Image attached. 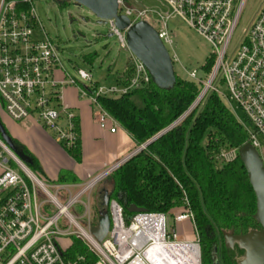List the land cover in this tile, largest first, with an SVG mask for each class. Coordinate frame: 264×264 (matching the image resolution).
<instances>
[{
    "label": "built area",
    "instance_id": "obj_1",
    "mask_svg": "<svg viewBox=\"0 0 264 264\" xmlns=\"http://www.w3.org/2000/svg\"><path fill=\"white\" fill-rule=\"evenodd\" d=\"M161 1L167 7L164 13L139 0H117L116 14L126 15L130 23L146 20L166 49L172 45L168 20L176 14L210 43L213 58L205 76L196 69H186L187 77L200 84V91L173 125L207 91H213L226 103L234 102L240 107L243 116L238 120L246 142L257 149L264 163V0L235 45L231 39L246 0ZM107 23L119 46L127 49L125 28L118 29L114 18H108ZM61 52L62 48L46 33L33 0H0V110L15 121H38L64 147H69L77 141L78 124L76 114L63 103L62 91L71 85L76 87L79 98L88 101L99 127L115 131L120 123L102 106L99 97L124 95L149 83L151 77L142 61L130 53V74L102 84L81 67L75 68L76 76L71 75L61 63ZM169 57L172 62L178 60L175 54ZM226 151L221 154L225 160L233 159L237 153L236 147ZM123 160L82 182L47 185L0 137V264H82V256L69 260L63 254L66 247L62 240L69 243L72 236L95 255L91 264H201L198 231L186 200L172 209L176 213L169 225V213L145 209L127 217L119 200L109 197L108 232L100 241L94 237L90 229L96 223L91 219L90 200L82 202L80 198ZM49 186L55 190L51 192ZM78 203L83 213L76 215L71 208ZM84 217L87 228L79 221ZM184 223L190 225V239L177 238L176 226Z\"/></svg>",
    "mask_w": 264,
    "mask_h": 264
},
{
    "label": "trees",
    "instance_id": "obj_2",
    "mask_svg": "<svg viewBox=\"0 0 264 264\" xmlns=\"http://www.w3.org/2000/svg\"><path fill=\"white\" fill-rule=\"evenodd\" d=\"M212 64L210 54L200 74L205 76ZM130 71L128 59L114 77L121 79ZM199 91L197 81L176 75L169 89L150 81L124 95L100 96L99 101L128 131L137 147L183 114ZM8 136L29 156L27 166L36 169L35 157L21 142ZM246 139L241 123L224 100L215 92L207 91L179 122L113 168L102 181L109 197L119 200L127 217L132 213L131 205L169 213L188 201L198 231L201 264H237L243 249L237 244L233 247L226 244L223 231L246 233L260 229V225L253 215L255 194L238 153L231 160H225L221 154L237 148ZM64 149L74 160H80L78 137L73 145ZM58 179L74 178L62 172ZM104 208L107 211V205ZM63 254L69 260L82 256V264H91L96 259L75 236Z\"/></svg>",
    "mask_w": 264,
    "mask_h": 264
},
{
    "label": "rangeland",
    "instance_id": "obj_3",
    "mask_svg": "<svg viewBox=\"0 0 264 264\" xmlns=\"http://www.w3.org/2000/svg\"><path fill=\"white\" fill-rule=\"evenodd\" d=\"M139 1L153 10L155 9L162 13L167 11L165 3L161 0ZM261 1H245L243 14L231 39L232 44L235 45L239 41L247 27L248 21L260 6ZM33 3L36 14L40 18L46 33L62 48L60 59L63 67L73 76H76L75 68L81 67L89 70L94 79L102 84L112 82L114 79L112 73L116 70H122L126 60L130 58V51L119 46L115 34L109 31V23H99L97 16L73 0H33ZM149 21L154 24L153 20L149 19ZM168 29L171 30L172 45H168L167 49L170 55L175 54L178 59L173 61L175 74L186 78V69H196L198 73H201V66L205 63L212 51L210 43L176 14L171 15L169 18ZM68 89L66 90L68 91ZM226 104L235 118L242 119L243 114L236 103ZM5 133L6 129H4L3 123L0 122L1 139L8 144V147L17 157L24 161L25 165H28L29 156L24 154L23 149L18 146V143L11 144L5 141ZM230 150L232 148L225 151L228 152ZM261 153L264 155V146L262 147ZM29 169L47 185H52V183H68L69 181H62L58 178L48 181L42 174V171H40L38 162L36 169L30 167ZM101 181L89 191L88 195L83 194L80 198L82 202H87V198L90 200V215L94 223L98 221L99 210H105L104 205L102 206L101 204L103 201L102 195L107 189L105 182ZM49 190L53 192L55 188L49 186ZM71 211L76 215L82 214L83 206L78 203L71 208ZM175 213L176 210L169 212L167 216L169 225L172 224V218ZM85 219L87 217L83 219L79 218V221L87 228ZM189 226L188 223L178 224L176 226L178 239L192 238V232ZM62 243L66 247L68 240L63 239Z\"/></svg>",
    "mask_w": 264,
    "mask_h": 264
},
{
    "label": "water",
    "instance_id": "obj_4",
    "mask_svg": "<svg viewBox=\"0 0 264 264\" xmlns=\"http://www.w3.org/2000/svg\"><path fill=\"white\" fill-rule=\"evenodd\" d=\"M73 1L86 7L91 13L97 16L99 23H107L108 18H114V24L118 29L124 30L125 28L127 49L139 61H142L148 75L151 77L152 83L163 89H169L173 86L176 75L173 69L172 59H170L168 51L158 37L156 30L146 20L140 19L139 21L130 23L126 15L116 14L117 0ZM175 122L160 130L156 135L147 140L143 146L172 127ZM4 138L5 141L11 144L13 143L7 133H5ZM237 149L238 158L245 167L247 179H249L253 193L255 194V212L253 215L258 225H260V229H253L246 233L238 234L223 231V241L230 247H233L236 243L243 249V253L237 260V264H264V163L257 149L251 143L245 141ZM108 198L109 194L105 191L102 195V204L104 206L107 205ZM130 211L138 212L145 210L141 207L131 205ZM98 215V221L91 227L90 231L100 241L108 232L109 215L104 209L99 210Z\"/></svg>",
    "mask_w": 264,
    "mask_h": 264
},
{
    "label": "crops",
    "instance_id": "obj_5",
    "mask_svg": "<svg viewBox=\"0 0 264 264\" xmlns=\"http://www.w3.org/2000/svg\"><path fill=\"white\" fill-rule=\"evenodd\" d=\"M116 71L112 73L113 77ZM115 80L114 77L112 82ZM62 94L63 103L72 109L77 117L81 155L79 161L74 160L55 139L53 132L38 121L32 118L15 121L6 111L0 110V122L3 123L4 129L35 157L40 171L48 181L56 180L62 172H68L74 178L68 182H82L88 176L96 175L106 167L123 160L136 148L132 137L121 124L112 132L99 127L88 101L79 98L76 87L65 86Z\"/></svg>",
    "mask_w": 264,
    "mask_h": 264
},
{
    "label": "flooded vegetation",
    "instance_id": "obj_6",
    "mask_svg": "<svg viewBox=\"0 0 264 264\" xmlns=\"http://www.w3.org/2000/svg\"><path fill=\"white\" fill-rule=\"evenodd\" d=\"M235 244H236V243H235ZM235 244H234V245H235Z\"/></svg>",
    "mask_w": 264,
    "mask_h": 264
}]
</instances>
